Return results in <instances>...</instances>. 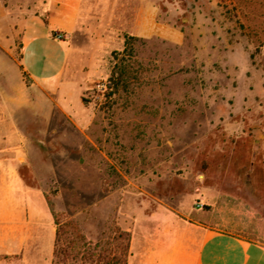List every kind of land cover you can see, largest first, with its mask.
<instances>
[{"label":"rangeland","instance_id":"obj_1","mask_svg":"<svg viewBox=\"0 0 264 264\" xmlns=\"http://www.w3.org/2000/svg\"><path fill=\"white\" fill-rule=\"evenodd\" d=\"M124 34L139 73L110 95ZM65 40L53 110L41 99L26 124L40 153L22 174L47 213L25 219L23 248L0 264H140L164 212L223 217L264 242V0H83Z\"/></svg>","mask_w":264,"mask_h":264},{"label":"crops","instance_id":"obj_2","mask_svg":"<svg viewBox=\"0 0 264 264\" xmlns=\"http://www.w3.org/2000/svg\"><path fill=\"white\" fill-rule=\"evenodd\" d=\"M82 1L46 0L43 12L20 14L0 0V252L22 249L25 219L47 213L43 194L27 185L22 174L25 166L34 167L40 153L26 124L36 118L41 99L48 100L45 117L53 110L50 96L59 89L68 63L65 38L76 30ZM157 218L158 226L151 237L146 235L138 255L140 264H264V242L243 236L228 219L205 221L171 212ZM54 238L55 231L53 244Z\"/></svg>","mask_w":264,"mask_h":264},{"label":"trees","instance_id":"obj_3","mask_svg":"<svg viewBox=\"0 0 264 264\" xmlns=\"http://www.w3.org/2000/svg\"><path fill=\"white\" fill-rule=\"evenodd\" d=\"M133 37L127 34L123 35V48L121 51L117 52L113 56V65L110 70V75L108 80L110 82L111 93L116 94L120 91H127L128 86L137 79L139 73L137 60L135 59L133 52ZM19 68L22 73V77L26 86L31 84V79L26 71L23 69V66L20 64ZM81 100L85 102V99L82 97ZM54 223L56 224L55 229V238L53 244V256L58 257L66 254V249L59 246L60 234L63 229V225L58 222L55 218ZM125 252L126 249L124 248ZM68 254V253H67ZM119 261V257L115 258V262ZM107 264H110L107 262ZM123 264H125L123 262Z\"/></svg>","mask_w":264,"mask_h":264},{"label":"built area","instance_id":"obj_4","mask_svg":"<svg viewBox=\"0 0 264 264\" xmlns=\"http://www.w3.org/2000/svg\"><path fill=\"white\" fill-rule=\"evenodd\" d=\"M58 38H61V35H58Z\"/></svg>","mask_w":264,"mask_h":264}]
</instances>
